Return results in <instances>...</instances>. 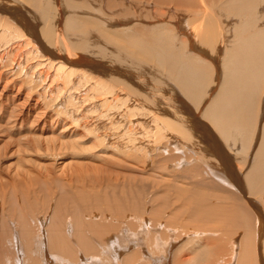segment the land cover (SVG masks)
I'll use <instances>...</instances> for the list:
<instances>
[{"label": "bare ground", "instance_id": "bare-ground-1", "mask_svg": "<svg viewBox=\"0 0 264 264\" xmlns=\"http://www.w3.org/2000/svg\"><path fill=\"white\" fill-rule=\"evenodd\" d=\"M25 1L42 22L44 41L68 54L95 52L96 64L77 62L103 70L110 83L136 97L151 138H159L152 152L172 167L163 204H157L158 192L147 190L110 197L99 191L87 198L93 202H86L88 210L83 200L85 218L77 219L83 222L77 224L81 233L70 223L69 204L61 200L64 209L57 206L52 215H63L67 226L57 243L41 212L35 217L37 212L22 210L25 228L13 225L15 217L0 216V230L10 228L11 235L5 242L0 231V258L16 252L13 264L23 257L37 264H264V0H48L45 6L43 0ZM59 5L73 10L62 13L61 28ZM19 7L0 5V14L24 20ZM47 63L55 65V77L65 75L60 61ZM85 75L82 80L93 81ZM102 92L107 98L114 93ZM170 194L176 197L173 203L167 202ZM78 195L66 197L72 208L82 199ZM59 242L67 249L59 250L64 245L58 249Z\"/></svg>", "mask_w": 264, "mask_h": 264}, {"label": "rangeland", "instance_id": "rangeland-1", "mask_svg": "<svg viewBox=\"0 0 264 264\" xmlns=\"http://www.w3.org/2000/svg\"><path fill=\"white\" fill-rule=\"evenodd\" d=\"M47 2L48 0H43L42 4L45 6ZM0 3L9 10L21 5L19 10L21 9L23 19L28 20L27 23L31 24L26 25L27 23L22 20V17H17L18 20H16L6 13L0 14V216L10 219L12 217L11 221L16 218L13 225L15 223L21 228L25 226L20 217L22 210L24 213V209L27 208L25 210L29 214L37 212V214H33L36 215L35 217H39L41 212L40 216L47 215V221L50 220L46 228L48 227L49 236L55 238L57 243L59 240H56V237L63 234L64 228L66 229L67 226L63 215H61L62 217L52 215L55 208L63 203L61 200L64 201V205L65 203L69 204V210L66 211H68L67 213L71 212L70 223L72 222L73 228L77 227L74 230L78 233H81L80 225L83 223L79 222V215L82 214L84 219L82 210L87 211L89 207L88 203L86 204L89 200L87 198L91 199L93 195H98L99 191V195H103L102 197H105V194L110 197L122 192H139L140 195H144V190L158 192L157 204H163L166 200L163 188L166 187V183H169L171 172L168 169L172 166H170L171 163H169L170 165L162 163L163 157L157 156L158 151L152 152L155 148H153L154 141H159V138L157 136L154 140L151 138L152 132L149 130H152L148 125L150 123L143 115V109L139 108L140 105L136 103V97L128 95L127 89L122 90L121 86L117 87L116 83L114 85L110 83L109 78L104 77L107 73L103 70L99 71L94 66L93 68L88 67L89 64H86V61L93 60L95 62L97 60L96 62H98L100 60L95 52L68 54L61 50L60 46L50 45L44 41L39 33L42 27L41 21L38 20L37 15H34L35 13L27 1L0 0ZM57 8L60 20H57L56 24L61 28L62 13L66 16L72 14L73 10L68 9L65 5H59ZM86 12H76V14L87 16ZM88 13L89 17H92V13ZM161 24H165V22ZM3 28L5 29L3 30ZM58 49L59 53H64L63 56L56 55ZM80 58L85 61L82 65L77 62V59L80 60ZM47 61H52L54 64L60 61L63 65L61 68L67 69L64 71L65 75L69 73L70 76L55 77V65H49ZM116 65L118 64L116 63ZM119 66L118 68L124 71L125 67ZM60 72L59 74H61ZM124 72L127 75L129 72L132 75L135 73L137 75V72L129 68H125ZM82 74H86L85 78L87 79L94 78L93 81H89V84L82 80L81 77H84ZM136 75L134 76L136 77ZM135 77L133 78L135 79ZM125 83L130 90L131 88L134 90V86L130 82L126 81ZM101 89L106 93L116 90L112 93V97L116 94L120 95H116L113 99L111 96L107 98L104 97L106 95ZM98 95L106 98V102H102L105 100ZM125 95L131 97L130 100ZM117 97L121 98V103L124 101V104L121 105L116 100ZM102 103L107 105L103 106ZM124 114L128 116L125 117ZM143 128L148 130L144 136ZM229 152L234 154L232 150ZM68 189H72L70 190L72 192L74 190V197ZM65 191L69 194H65ZM86 192L88 193L85 194ZM62 195L69 199H74L78 195L80 196L78 199H82L77 206L73 201L75 207L72 208L69 199L66 198L67 202L65 198L61 199ZM83 197H86L87 200ZM83 200L85 202L83 205L86 204L87 210L81 203ZM175 200L174 194H170L167 198L168 203H173ZM88 202H90V206L93 205V202ZM26 205H32L36 210L31 206V212V209H28ZM52 205L54 206L52 207ZM176 206L177 203L172 205V207ZM60 207L63 208V206ZM13 210L15 214H13ZM4 211L7 212L4 214ZM8 212L10 215H7ZM62 212L64 214V211ZM79 223L80 225H77ZM3 229L1 228L0 231ZM9 229L6 228L1 232L5 235V242L10 241ZM16 231H19L20 236L24 234L20 230ZM25 235L29 237V233L25 232ZM28 240L31 242L33 239L28 238ZM63 243H58V249L59 245ZM21 246L25 249L26 245L21 244ZM67 246L64 243L61 246L63 248L59 250H65ZM16 256V252H14L10 256L11 258H0V264L16 263V259L14 260ZM23 258L25 261L20 264H37L36 260L30 262V257ZM34 258L42 257L37 255Z\"/></svg>", "mask_w": 264, "mask_h": 264}]
</instances>
